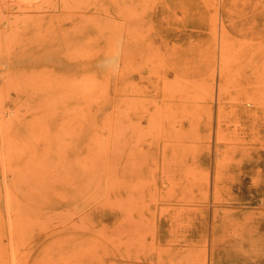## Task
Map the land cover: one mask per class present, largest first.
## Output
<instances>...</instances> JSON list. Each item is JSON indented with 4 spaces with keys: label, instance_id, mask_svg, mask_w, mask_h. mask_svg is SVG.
<instances>
[{
    "label": "rangeland",
    "instance_id": "1",
    "mask_svg": "<svg viewBox=\"0 0 264 264\" xmlns=\"http://www.w3.org/2000/svg\"><path fill=\"white\" fill-rule=\"evenodd\" d=\"M0 264H264V0H0Z\"/></svg>",
    "mask_w": 264,
    "mask_h": 264
},
{
    "label": "bare ground",
    "instance_id": "2",
    "mask_svg": "<svg viewBox=\"0 0 264 264\" xmlns=\"http://www.w3.org/2000/svg\"><path fill=\"white\" fill-rule=\"evenodd\" d=\"M118 50V49H117ZM119 130V129H118ZM4 192V191H3Z\"/></svg>",
    "mask_w": 264,
    "mask_h": 264
}]
</instances>
